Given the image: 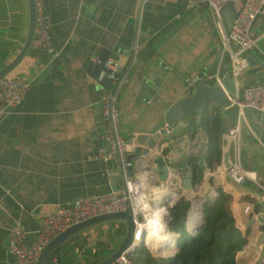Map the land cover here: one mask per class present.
Returning a JSON list of instances; mask_svg holds the SVG:
<instances>
[{
	"label": "crops",
	"instance_id": "0c3cea01",
	"mask_svg": "<svg viewBox=\"0 0 264 264\" xmlns=\"http://www.w3.org/2000/svg\"><path fill=\"white\" fill-rule=\"evenodd\" d=\"M43 4L51 42L58 53L50 57L27 48L10 69L27 80V87L20 101L0 116V264L12 258L7 246L12 227L24 230L25 242L34 239L40 208L122 185L113 162L93 158L103 142L98 104L103 86L94 74L99 54L114 56L115 50L124 51L116 57L118 74L111 85L117 98L119 131L140 148L163 123L166 106L185 91L186 82L194 74L214 76L209 68L215 57V71L223 67L225 72L229 70L228 58L224 62L227 53L209 9L200 6L198 0H43ZM27 16V0H0V37L9 41L3 63L21 48ZM250 30L255 41L243 52V67L262 66L264 5ZM203 110L209 116L206 123L199 122ZM197 114L194 125L207 136L206 144L212 151L210 163H206L207 146L203 152L185 156L179 148L166 147L163 140L158 145L165 153L154 157L159 163L173 161L180 176L190 177L195 194H206L215 189L206 171L219 164L225 148L229 156L233 152L235 137L224 133L237 122L240 163L254 171L257 184L246 180L239 184L241 191H235L233 187L226 189L225 181H221V192L226 196L225 209L233 218L234 199L241 205L237 214L253 216L260 210L257 199L264 205V110L244 107L237 116L233 104L220 106L209 101ZM154 157L144 160L151 165ZM187 159L199 166L191 169ZM171 173L168 171L167 177H172ZM246 203L250 207L243 210ZM244 222L241 235L249 227ZM122 230V219L84 227L57 246L58 252L51 255L55 261L50 257V262L89 264L118 245ZM76 240L83 244H76ZM71 245L79 249V256L71 251ZM237 252L246 250L241 245Z\"/></svg>",
	"mask_w": 264,
	"mask_h": 264
},
{
	"label": "built area",
	"instance_id": "2783aa9c",
	"mask_svg": "<svg viewBox=\"0 0 264 264\" xmlns=\"http://www.w3.org/2000/svg\"><path fill=\"white\" fill-rule=\"evenodd\" d=\"M205 2L211 14L215 28L218 31L221 45L227 53L229 61V72L234 79L245 63L243 56L244 50L249 48L255 41L251 34V23L255 16L262 11L264 0H229L231 1L236 15L232 24L225 34L222 28L221 19L219 16V7L226 0H198ZM34 5V25L33 34L28 45V49L32 52L45 53L50 57L57 55V50L54 49L49 34V19L48 14L44 8L43 0H33ZM137 46L134 45L132 49V57L135 56ZM122 49L115 50L114 56H108L101 61V69L95 75L96 80L100 81L102 77L110 79L107 86L101 88L98 96V104L100 107V121L102 123V144L96 149L93 158L97 160H108L113 162L116 166L119 175L122 178V185L117 188H109L104 192L98 194L84 195L76 197L66 202H56L51 206L39 209V224L36 228V235L34 239L27 243L23 240L24 230L19 227H12L8 233V249L12 258L5 264H34L35 260L43 248V246L60 230L66 228L69 224L77 222L86 217L96 215L99 213L110 211H128L132 217V233L129 244L119 252L113 259L115 264H134L132 258L129 256L128 250L135 248L143 243L150 251L147 241L153 237L155 226L159 222H163L167 230L170 226L167 224L168 208L173 202H169L170 198L166 199L164 216L159 215L157 211L160 207L159 191L164 185L178 190V196L182 193L194 192L191 185L189 190H182L180 186L179 177L171 173L172 177H167L165 180H158L156 173L151 169L150 163L144 159L152 156H163V146L154 145L147 150L142 151L140 147L121 135L118 127L119 116L116 105V94L114 85L117 79V63L116 57L122 55ZM135 58V57H134ZM165 66V65H164ZM209 74H194L192 80L209 78ZM214 78L220 82V77L217 73ZM27 80L22 76L12 73L10 70L0 77V116L7 108L17 104L22 94L27 87ZM229 104L236 107L237 116L241 115L244 107H251L256 110H264V80L259 82L248 83L241 86L235 96L228 95ZM238 123L229 126L224 135L234 136L236 140L235 147L230 156H228V164H219L207 169V173L212 177V186H215L224 177L230 176L237 184H242L249 180L257 184L254 171L250 168H244L240 163V152L238 145ZM155 175L152 177L151 175ZM175 180L172 184L169 180ZM157 184L159 189H154L152 184ZM195 189H198L196 187ZM184 191V192H183ZM195 193V192H194ZM211 196V189L206 192ZM186 195V194H185ZM197 195V194H196ZM165 196V195H164ZM176 197V198H177ZM201 202V201H200ZM175 203V202H174ZM163 207V206H162ZM201 207L199 208L201 221ZM250 204L246 203L243 210L249 209ZM190 207L186 210L189 217ZM188 217L185 219V226H187ZM264 230L260 229L257 232V237H263ZM176 233L177 249H174L172 255L179 251L180 231ZM148 238V239H147ZM75 255L79 256V249L76 246L71 248ZM237 252V250L235 251ZM242 253V252H241ZM246 253V252H244ZM239 255V254H238ZM238 255L236 257H238ZM235 258V256H234ZM51 259L55 261V257ZM254 259H247L241 262L235 261L237 264H253Z\"/></svg>",
	"mask_w": 264,
	"mask_h": 264
},
{
	"label": "water",
	"instance_id": "95a60500",
	"mask_svg": "<svg viewBox=\"0 0 264 264\" xmlns=\"http://www.w3.org/2000/svg\"><path fill=\"white\" fill-rule=\"evenodd\" d=\"M194 1L197 2V0ZM203 4L206 5L205 2H200V6H202ZM27 8L28 25L23 44L13 57L2 65V67L0 68V77L3 76L6 72H8L18 62V60L28 48L29 42L33 34L34 25L35 12L33 0H27ZM218 12L221 19L223 31L225 34H227L232 24V21L236 15V11L231 1L226 0L219 7ZM106 57L108 56H106L105 53L101 55L99 54V60L97 63L98 66L95 68L94 71L95 75L102 68L101 61L104 60ZM226 59L227 56L224 62H226ZM215 60L216 57L214 58V61L211 62L209 72L217 73V75L220 77V82H218L214 78V76L206 79H195L191 80L190 82H186L185 91L174 97L171 102L166 106L162 117L163 123L153 131L151 136L146 138L145 146L141 148L142 151L147 150L148 148H151L154 145H158V143L163 140V143L167 145L166 147L170 146L179 148L180 151L185 154V156L194 154L196 152H203L207 146V136L200 126L194 125L195 118L198 117V111L204 108L209 101L216 102L220 106H227L229 105L228 95L235 96L241 86H244L248 83L264 80V64H262V66L249 64L248 66L243 67V70L241 72L239 70L236 77L233 79L229 71L225 72L224 67L215 71ZM201 74L205 73H200V75ZM109 82L110 79L106 77H102L99 81V83H101V86L104 87L107 86ZM147 87L149 86L143 85V88ZM149 88L147 90H149ZM142 94H144V96L148 95L146 93ZM228 156L229 150L225 148L224 151L221 153V162L225 165L229 162ZM151 167V169L156 173V177L160 181L166 179V174L168 171L172 172L173 174L179 175L177 172V168H175L174 166H170L169 164H167V162L159 163L156 157H154L153 162L151 163ZM227 177L230 180H233L230 176ZM179 181L183 189L189 190L191 188V180L189 176H180ZM169 183L172 184L173 180L170 179ZM186 199L190 201L189 198ZM257 200L260 205V210L259 212H257L256 210L253 216L249 215V217L245 219L244 226H247L248 224L250 225L255 222L257 227L264 230V205L261 203L260 199ZM174 202L170 205V207L174 204ZM107 219H122L125 224L124 234L118 245L111 252H109L108 254H106L105 256L98 259L92 264L112 263L114 257L118 255L119 252L123 250L131 240L133 223L131 214L128 211H110L99 213L69 224L66 228L60 230L50 238V240L40 250L34 264H43L46 256L52 250L57 248L59 244H61L63 241L75 234L77 231L91 224L98 223ZM202 224L203 214L201 213V221L197 225L196 229L191 231L188 229V227H185V230H187L190 234H194L199 229V227H201ZM262 242H264V237L262 239ZM128 252H130V254L133 253L132 249L128 250ZM154 254H157L164 258L173 255L172 254L165 256L158 253ZM252 262L253 264H264V258L258 263H255V259Z\"/></svg>",
	"mask_w": 264,
	"mask_h": 264
},
{
	"label": "trees",
	"instance_id": "16d2710c",
	"mask_svg": "<svg viewBox=\"0 0 264 264\" xmlns=\"http://www.w3.org/2000/svg\"><path fill=\"white\" fill-rule=\"evenodd\" d=\"M8 46L9 41L0 37V68L4 64L3 60L8 53ZM199 118V122L206 123L209 116L207 112L203 110V113L199 114ZM210 147V144H208L205 152L207 156V164L210 163V156H212ZM163 152L165 153L164 149ZM166 162L171 166L174 165L173 161ZM185 162H188L191 169L199 166L195 162H192V159H187ZM192 175V180L194 181V171L192 172ZM225 201L226 196L224 194H219L215 202L203 203V224L194 234L183 232L184 229H181L178 252L167 258L151 256L150 254L146 255L141 249H139L141 252L136 251L142 246L141 244L136 247L137 249L135 248V253L133 252L129 255L134 264H237L234 260V252L241 247L243 239H241L242 235L235 225L234 218L225 209ZM188 204L189 202L187 199L179 197L175 203L168 208V213L175 219V221L177 220L182 223L184 221L185 211ZM176 230H178V228H176ZM120 233H124V230L120 231ZM164 239L165 236L162 241H164ZM75 243L79 245L83 244L81 240H76ZM159 246L160 245H158V248ZM174 249H177L176 239L172 246L164 251L163 255L166 256L172 253ZM57 252V248L52 250L46 256L43 264H53L50 262V257ZM104 253L106 252H103V254ZM97 260L98 258H93L89 264H92ZM110 264L115 263L112 262Z\"/></svg>",
	"mask_w": 264,
	"mask_h": 264
},
{
	"label": "rangeland",
	"instance_id": "374dc122",
	"mask_svg": "<svg viewBox=\"0 0 264 264\" xmlns=\"http://www.w3.org/2000/svg\"><path fill=\"white\" fill-rule=\"evenodd\" d=\"M243 70V68L240 70V72ZM214 153L216 154L215 151H213V155ZM207 162V160H206ZM175 181V180H173ZM210 181L212 182V177H210ZM224 181H225V188H227L228 190L233 187L235 189V191H241V185L237 184L236 182H234L233 180H230L228 177H224ZM223 186H221V183H218L215 185V193L211 196H209L208 194H205L203 193L202 195L200 194H197L196 195V198H198V200L201 201V204L203 205L204 202H210V200H215L218 193L219 194H222L221 191H223ZM178 191V190H177ZM233 191V192H235ZM184 192V191H183ZM186 192L182 193L181 196L179 197H182L184 199H186V195H185ZM194 193V192H192ZM230 194V193H229ZM178 197V198H179ZM211 203V202H210ZM232 207H233V211L235 212V215H234V218H235V225L236 227L238 228L239 232L241 233V225L243 224L245 218L247 217L246 214H243V213H239L237 214L236 213V210L240 207L241 208V205L238 206V204L236 203V200L234 199L233 202H232ZM242 207H243V204H242ZM166 208H169V207H166ZM202 212V210H201ZM170 217V218H169ZM185 219V218H184ZM167 224L170 226V229L171 230H174L175 232H179L180 229H184L183 232H186V233H189L187 230H185V226H184V222L180 223L178 222L177 220L175 221L174 218H172L170 216V214L167 212ZM176 228H178V230H176ZM200 228V227H199ZM258 227L256 225L255 222H253L252 224L249 225V227L247 228V230H245L243 233H242V236H241V239H243V242L241 245H243L244 249L246 250V253L244 252H234V256L235 258H237L236 256L238 254H240L237 258V261L238 262H241V261H244V260H247L248 258L249 259H255V263H258L262 260V258H264V242H262V239L263 237L261 238H258L256 240H254V237L255 235L257 234L258 232ZM190 234V233H189ZM162 240H159V242H161ZM142 244V246H140L136 251L138 252H141V250L146 254H150L151 256H157V255H153L148 249L147 247L143 244V243H140V245ZM160 244V243H159ZM150 246V245H149ZM141 249V250H139ZM166 250V249H165ZM256 251V252H254ZM135 253V252H134ZM132 254V253H131ZM234 258V260H235ZM237 263V262H236Z\"/></svg>",
	"mask_w": 264,
	"mask_h": 264
},
{
	"label": "bare ground",
	"instance_id": "6f19581e",
	"mask_svg": "<svg viewBox=\"0 0 264 264\" xmlns=\"http://www.w3.org/2000/svg\"><path fill=\"white\" fill-rule=\"evenodd\" d=\"M151 176L154 177L155 175L153 174ZM152 187L154 189H159V186L154 183L152 184ZM211 193L214 194L215 189H211ZM185 194H186V198H189L191 205L189 210V217L187 220V226L189 230L193 231L194 229H196L197 225L200 222L199 208L201 206V202L200 200H198V198H196V194L192 193L190 190ZM159 196H162L159 199L161 207L155 212L159 215L163 214L164 216L166 199L170 198L169 202H173L178 196V191H176L174 188L164 185V187H162L159 191ZM164 236H165L164 241L159 242L160 243L159 244L158 241L162 240ZM175 239H176V233L167 230L165 224L163 222H159L158 225L155 226L153 237L147 241L150 244V246L148 243L147 244L153 253H158L163 255L165 249L171 247ZM158 245H160L159 248Z\"/></svg>",
	"mask_w": 264,
	"mask_h": 264
},
{
	"label": "clouds",
	"instance_id": "9594fccd",
	"mask_svg": "<svg viewBox=\"0 0 264 264\" xmlns=\"http://www.w3.org/2000/svg\"><path fill=\"white\" fill-rule=\"evenodd\" d=\"M177 199H178V198H177ZM201 206H202V204H201ZM201 210H202V209H201ZM184 224H185V222H184ZM185 227H186V226H185ZM185 227H184V228H185ZM163 258H164V257H163Z\"/></svg>",
	"mask_w": 264,
	"mask_h": 264
}]
</instances>
